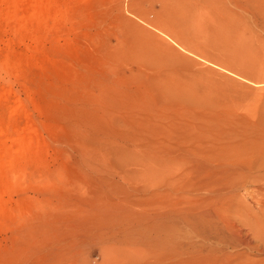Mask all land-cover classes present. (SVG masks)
<instances>
[{
    "label": "rangeland",
    "instance_id": "rangeland-1",
    "mask_svg": "<svg viewBox=\"0 0 264 264\" xmlns=\"http://www.w3.org/2000/svg\"><path fill=\"white\" fill-rule=\"evenodd\" d=\"M30 1L0 0V264H214L264 230V0Z\"/></svg>",
    "mask_w": 264,
    "mask_h": 264
},
{
    "label": "bare ground",
    "instance_id": "bare-ground-1",
    "mask_svg": "<svg viewBox=\"0 0 264 264\" xmlns=\"http://www.w3.org/2000/svg\"><path fill=\"white\" fill-rule=\"evenodd\" d=\"M37 2V0L35 1V0H32V1H30V2H28V3H30V4H28V7H29V5H30V8H31V3L32 2ZM38 2H42V0L41 1H39L38 0ZM45 2V1H44ZM49 2V1H48ZM47 2V0H46V2L45 3H48ZM35 3H33L32 5H34ZM45 3H40L41 5L38 7L37 5H39V3H37L36 4V6L35 7H37L36 9L38 10V8H42V9H44L43 11H42V9H41V13H43L45 10H48L46 13H48L49 12V10H50V8H52L53 6L51 5V6H49V4H48V6L50 7L49 9H48V7H44L43 8V4L45 5ZM51 3V2H50ZM26 4V3H25ZM12 5V4H11ZM27 5V4H26ZM47 5V4H46ZM57 6H58V4H57ZM57 6H54L52 9H54L55 7L57 8ZM12 7V6H11ZM11 7H8V8H11ZM58 7H60V6H58ZM6 8V7H5ZM8 8H6L7 10H8ZM32 9V8H31ZM34 9L35 8H33V11H31V14L32 13H34L35 11H34ZM35 9V10H36ZM52 9L50 10V11H52ZM21 10V9H20ZM55 11H56V9H54ZM9 11V10H8ZM15 12H16V10H15ZM30 12V11H29ZM39 12V13H40ZM45 12L43 13L44 15H45ZM59 12V11H58ZM5 13V12H4ZM17 13V12H16ZM36 13V12H35ZM38 13V14H39ZM41 13L39 14V16L41 15ZM52 13V12H51ZM50 13V14H51ZM30 14V13H29ZM31 14H30V16H28L29 18L31 17ZM38 14L36 15L35 14V16H37V18H38ZM55 14V13H54ZM58 14V13H57ZM56 14V15H57ZM44 15H42L41 16V18L44 20V19H46L45 18V16ZM49 15V14H48ZM53 15V14H52ZM17 16H18V14H17ZM16 16V17H17ZM23 16H24V14H23ZM33 16H34V14H33ZM32 16V17H33ZM34 16V17H35ZM14 17V16H13ZM27 17V16H26ZM27 17V18H28ZM33 17V19L34 20H36L35 18ZM46 17H48V16H46ZM49 17H50V15H49ZM55 17V16H54ZM21 18H22V16H21ZM24 18V17H23ZM40 18V17H39ZM38 18V19H39ZM40 18V19H41ZM53 18V17H52ZM56 18V17H55ZM19 19V18H18ZM36 20L37 22H39V20ZM42 20V21H43ZM53 20V19H52ZM15 21V20H14ZM24 21V20H23ZM27 21V20H26ZM25 21V22H26ZM33 21V20H32ZM41 20H40V22H42ZM47 21H49V19L47 18ZM56 21V20H55ZM55 21H51V22H55ZM22 22V21H21ZM44 22V21H43ZM42 22V23H43ZM28 23V22H27ZM33 23V22H32ZM22 24V23H21ZM29 24V23H28ZM31 24V23H30ZM34 24H35V22H34ZM40 24V23H39ZM38 24V25H39ZM22 26V25H21ZM28 27H30V26H28ZM22 59V58H21ZM20 61V60H19ZM16 62V61H15ZM17 62H18V60H17ZM18 64V63H17ZM20 64V63H19ZM10 65V64H9ZM11 66V65H10ZM8 67V66H7ZM16 69V68H15ZM27 127V126H26ZM23 129V128H22ZM25 129V128H24ZM23 129V130H24ZM27 130L29 131H31L32 129H28L27 128ZM26 130V131H27ZM22 131V130H21ZM29 131V132H30ZM33 131V130H32ZM28 132V133H29ZM27 133V132H26ZM27 133V134H28ZM33 133H35V132H33ZM4 134V133H3ZM40 141V139H39V137L38 136H35L34 134H32L31 132L28 134V137H27V139H23L22 141H14V142H17V144H18V146L21 148H19L20 149V151H21V153H23V152H26V151H29L31 148H33V146L36 144V142H37V144H38V140ZM13 142V143H14ZM40 143V142H39ZM16 144V145H17ZM37 144L35 145V146H37ZM11 146H13V144L11 145ZM34 146V147H35ZM8 150H10V149H8ZM14 150V149H13ZM3 152H5V150H3ZM6 153H8L7 151H6ZM6 153H3L4 155H7ZM3 154H1L2 156H3ZM13 153H11V155H12ZM0 155V156H1ZM11 155H10V157H9V154L7 155L8 157H9V159L11 158ZM1 156V157H2ZM5 158H7L6 156H4ZM5 158H3L2 157V159H4V160H2V159H0V173H1V171L2 170H5V169H7L8 167L9 168H14V166H15V164H14V162L13 161H8V160H5ZM166 165V164H165ZM215 165H217V164H215ZM227 167L225 166H222V165H217V166H215V168H214V165H213V168H211V170L212 171H210V174H209V177H208V183H207V201H208V205H207V209L205 210V217H207L208 219H211V220H216V222L219 220V222L222 220V215H221V212H222V210H221V208H218V204H219V201L221 200V198L223 197V195H224V190H223V175L227 172V169H226ZM262 179H263V177H262ZM4 190V189H3ZM256 191L257 192H259L261 195H262V197H264V183L262 184V185H258L257 186V188H256ZM3 194V193H2ZM259 195V194H258ZM4 203V202H3ZM3 203H1V204H3ZM258 204H259V206H260V208L258 209V210H260L262 213H264V198H263V200L261 199V200H258ZM3 205H5V204H3ZM4 210V209H3ZM259 211V212H260ZM261 212H260V214H261ZM1 214V213H0ZM262 215V214H261ZM263 218H264V215H263ZM256 219V218H255ZM264 220V219H263ZM263 220H262V216L261 217H257V225H258V227L259 226H262L261 225V223H263ZM207 221H209V220H207ZM209 223V222H208ZM210 224V223H209ZM212 225V224H211ZM253 227H256V226H253ZM159 238H161V240H160V243H157V249H159L158 251H160V255L162 256V258H168V256H170L169 258H171V257H174V256H176L175 255V253H177L178 251H176L177 249H176V241H175V239L177 238L176 236H175V233H174V229L173 228H171V227H169V226H165L164 224L163 225H160V229H159ZM257 233V232H256ZM229 234H230V239H231V244L232 245H230L229 246V241H227V244H228V247L229 248H231L232 250H228V252L229 253H225L224 251H223V249L225 250V248H227V246H225V248H223L224 247V245H226V243L224 244V242H226V239L228 238V237H226V238H223L222 236L220 237V236H215V237H213L212 239H211V237H210V239H208L205 235H204V237H206V240H208L207 241V246H209L210 248H212V251L209 249V247H208V250H209V252H211L212 254H213V252L215 253V255H213L214 256V258H217V260H215L214 261V264L215 263H220V264H264V263H261V262H256L255 263V261L253 262V261H250V260H248V258H246L247 260H242L243 258L242 257H239V256H241V254H243V253H239V254H236L235 252H232L234 249L236 250L237 248H235L236 246H241V247H243V248H245V249H247L248 251H252V250H255V251H258V253H264V230L263 229H261V228H259V230H258V233L257 234H255L254 235V237H252V236H250L248 233V235L247 236H245V234H241V232L240 231H229ZM208 235V234H207ZM217 235H219V233L217 234ZM220 235H221V233H220ZM225 235V234H224ZM223 235V236H224ZM226 236V235H225ZM251 238H250V237ZM216 238V239H215ZM225 239V240H224ZM229 239V238H228ZM227 239V240H228ZM193 240V239H192ZM205 240V241H206ZM190 243V242H189ZM192 244H193V242H191ZM205 244V245H206ZM193 246V245H192ZM206 248V247H205ZM244 249V250H245ZM208 250H207V252H208ZM237 250H239V249H237ZM247 250H246V252H247ZM232 253H235V254H232ZM210 254V253H209ZM208 254V255H209ZM160 255H158V256H160ZM237 255H239V256H237ZM207 257H210L211 258V256H207ZM160 258V257H159ZM212 263V262H211ZM207 264H209V263H207Z\"/></svg>",
    "mask_w": 264,
    "mask_h": 264
}]
</instances>
